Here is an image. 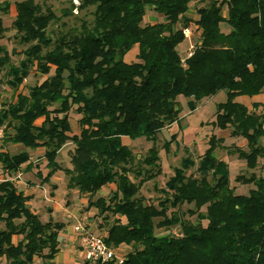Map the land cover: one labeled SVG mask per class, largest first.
Listing matches in <instances>:
<instances>
[{
    "label": "trees",
    "instance_id": "trees-1",
    "mask_svg": "<svg viewBox=\"0 0 264 264\" xmlns=\"http://www.w3.org/2000/svg\"><path fill=\"white\" fill-rule=\"evenodd\" d=\"M199 3L83 0V8H94L92 23H81L78 34L52 41L46 30L56 20L53 12L23 0L15 4L12 29L21 44L29 45L25 59L15 67L0 47V73L13 91L30 69L49 75L53 68L50 78L18 94L0 112L3 144L43 149L50 178L60 171L58 152L70 143L71 169L63 171L67 189L87 197L95 230L122 256V264H264V178L254 173L264 158V113H257V103L249 110L234 101L239 96L264 97V0ZM7 11L8 5L0 4V13ZM149 11L161 20L146 21ZM190 25L198 37L191 56L182 57L179 46ZM4 32L0 20V40ZM220 92L226 98L216 105L211 127L223 133L230 129V137L243 139L247 151L210 136L197 163L187 158L182 167L188 171L196 165L200 178L175 170L162 192L165 197L156 205L145 204L138 195L157 174L150 171L157 166L156 147L141 161L149 168L142 174L132 169L134 155L122 138L145 137L155 143L163 129L178 121L179 98L188 100V110L194 111ZM73 108L79 130L70 135ZM169 146L164 145L166 150ZM216 149L244 161L249 177L237 175L235 181L253 185L248 194H237L229 186L228 165L215 156ZM28 161L26 151L0 153L4 174ZM208 174L215 184L207 180ZM111 186V197L98 194ZM31 198L13 183L0 182V264H54L60 252L63 223L41 221L29 207ZM183 206L193 207L187 213L196 222L183 219ZM176 226L178 235L157 233Z\"/></svg>",
    "mask_w": 264,
    "mask_h": 264
},
{
    "label": "rangeland",
    "instance_id": "rangeland-1",
    "mask_svg": "<svg viewBox=\"0 0 264 264\" xmlns=\"http://www.w3.org/2000/svg\"><path fill=\"white\" fill-rule=\"evenodd\" d=\"M23 0H0V4L3 5L6 3L8 5V11L6 14L0 13V20L2 22L3 28L6 32L3 33V38L0 40V47H3L6 52L10 55V64L17 67L20 61L25 59L23 52L28 48L29 45H24L20 43L19 36L16 35L15 31L12 29V23L16 16L15 4L19 3ZM83 0H34L35 4H37L40 9L44 12L49 9L53 12L56 20H54L46 30V35L49 39L54 41L59 36L68 34L74 35L78 34L80 30L81 23H92L93 16L92 13L94 8L91 7H82ZM201 0H197V4ZM209 0H202L199 4H203L206 6ZM192 8V6H191ZM193 10V9H192ZM191 14L194 15L193 11ZM146 21L154 22L155 20H161V16L155 14L154 12L149 11L147 16H145ZM155 19V20H154ZM189 35L188 39L185 38L184 41L179 46V52L182 57H185L190 45H194L195 41H197L198 32L195 26H189ZM127 58L129 60H133V55L128 54ZM4 71V70H3ZM53 74V68L50 71L49 75H43L40 72H37L35 69H30L28 76L26 79L20 84L21 86L13 91L6 84L5 81L7 78L4 77V72L0 73V112L5 109V106L14 102L18 94H27L33 87L39 86L46 79L50 78ZM236 103H240L245 105L247 108H253V103L262 104L259 105L257 109V113H264V97L262 95L257 96H239L234 100ZM188 100L183 98H179V122L178 128L174 125V129L170 130V127H166L159 133L157 140L155 143L149 141L145 137H136V138H125L123 140V144H125L128 148H130L134 155V164L132 169H140L142 174L145 173L149 168L146 165H142L141 161L147 156V152L152 146L156 147L158 162L156 168L150 170L153 173H157L155 178L146 182L140 189L139 195L143 198L145 204L150 205L156 203L163 199L165 196L163 195V190L165 189L166 183L173 178L174 171L178 169H182L184 166V159H189L197 163L198 158L203 154V152L207 149V144L205 141L209 139L210 136H215L217 139H221L224 146L235 145L236 147H240L242 150L247 151V147L244 145L243 139H234L230 137V129L226 132H221L217 128L211 129V122L214 120L213 116L215 113V108L213 103L210 100H205V105L200 106L194 111L188 110L186 107V103ZM57 104L53 105L50 110L57 108ZM263 107V108H262ZM75 108L70 112V128L71 134H77L78 125L77 119L78 115L75 113ZM42 119L36 122V125H40ZM3 128V127H2ZM175 132V135H174ZM4 139V138H3ZM3 139L0 141V153L7 152L8 154H18L23 151H32L25 149L21 145H4ZM169 142L170 146L166 150L164 147L165 143ZM261 145L264 146V139H261ZM70 144V143H69ZM66 144L57 154L56 161L60 168V173L54 172L53 175H56V181H52V176L47 178L48 173L50 172V168L46 167L47 162L42 160L38 161L39 155L36 154L33 156L32 160L27 162V164L23 165L18 171L4 174L2 168L0 166V182L9 181L14 184L12 179L18 173H25V177L23 178L29 180V182L33 185L38 186V190L34 189L32 186L31 191L42 193L41 196L38 195L35 202H29V207L33 208L36 212H39V218L41 221H53V222H61L63 223V227L61 232L59 233L60 245L62 248V253L70 254V250H74V247L78 244L79 240L76 237V234L73 232L74 226L77 224L78 220H68L67 216L64 213V209L68 207L70 201L71 204L77 203L79 200L77 194H69L70 191L67 189L68 176L63 172L64 169H71L69 157L72 151V146ZM215 156L218 159L224 160L228 165V182L229 186L234 187V191L237 194H248L250 190L254 188L253 185H241L235 181L237 175H242L244 177H249L250 171L247 170L244 161L238 160L236 155H229L226 150L216 149L214 152ZM30 162V163H29ZM139 166V167H138ZM196 165L193 168H189L188 171L183 170L186 175L193 176L195 178H200L199 174L195 173ZM158 171V172H157ZM150 172V173H152ZM56 173V174H55ZM152 173V174H153ZM254 173L264 178V158L258 160L257 168L254 170ZM40 174V177L38 176ZM132 179H134L135 183H138V178H134L131 175ZM46 178V181L43 182V179ZM207 180L212 184L215 182L212 179V176L208 174L206 176ZM21 181V180H19ZM16 182V181H15ZM40 190V191H39ZM113 187L103 188L98 194H103V197H111ZM97 194V195H98ZM46 195L42 200V196ZM37 196V194H36ZM101 196V195H100ZM33 198V197H32ZM31 198V199H32ZM57 206V207H56ZM59 206V207H58ZM48 207H51L47 209ZM30 208V209H31ZM76 208V207H73ZM193 209L192 206H183L180 208V213H183V219L189 220L190 222H196V218L190 216L187 211ZM85 208L80 210V214ZM202 213L205 212V208L201 209ZM87 219H81L82 223L86 224ZM93 221V219H91ZM94 221H97L94 218ZM76 222V223H75ZM157 222V221H155ZM97 225V224H96ZM97 230V229H96ZM94 231L95 234L97 231ZM180 232V228L178 226L170 229H160L157 233L161 235H178ZM123 253V250H122ZM42 260H36L35 264H41Z\"/></svg>",
    "mask_w": 264,
    "mask_h": 264
},
{
    "label": "crops",
    "instance_id": "crops-1",
    "mask_svg": "<svg viewBox=\"0 0 264 264\" xmlns=\"http://www.w3.org/2000/svg\"><path fill=\"white\" fill-rule=\"evenodd\" d=\"M225 98L226 97H225L224 92H220L217 95L206 99V101L210 100V102L213 103V106L215 108L216 105H218L220 103H223L225 101ZM203 105H205V101L202 104H200L197 108H199L200 106H203ZM259 105L262 106L261 103H259ZM263 105H264V101H263ZM186 107H187V103H186ZM248 109L252 110V108H248ZM179 117H180V114H179ZM178 122H179V120L177 122H174L173 124L167 126V127H170L169 129L172 130V129H174L173 126L176 125L177 128H178ZM211 129H212V127H211ZM174 135H175V132H174ZM125 138H122V142H123V140H125ZM35 153L36 154H41V155H39L40 157L38 158L37 162L45 160V158H44V150L41 149V148H39L37 150H33V151H28L30 160H32V158L35 155ZM25 173L26 172L23 171L22 177H25ZM56 173H60V172H56ZM51 179H52V181L58 180L56 175H53ZM14 185H15V188L17 189L18 192H21V193H23L25 195H31L33 197L31 199V202H35L36 198H38V195L41 196L42 193H43V191H42V193H40V192L39 193H37V192L35 193V192L31 191L32 190L31 189L32 186H34L33 188L37 189V190H38V186L31 184L29 182V180H27L26 178L25 179L23 178V180L21 179V181L14 182ZM68 193L70 195L71 194H77L78 198H79V200L77 201L76 204L75 203L71 204L70 201H67V202H69L68 204H66V205H68V207L66 209H64L63 211H64L65 215L67 216L68 220L74 219L75 221L76 220L81 221V219L85 218V220L87 219V222L89 223L88 225H89L90 229L94 232L95 231V221H94L95 213H94V211L92 209L86 210L87 197L80 195L76 190H70ZM36 194H37V196H36ZM42 197H43L42 200H45L44 198L46 197V195H44ZM73 207H76V208H73ZM49 208H51V207H48L47 209H49ZM82 208H85V210L82 212L83 214H80V210ZM31 210L35 214H37L39 216V212L38 211L36 212L33 208H31ZM91 219H93V221H91ZM61 250H62V248H61V245H60V252L57 254L56 258L52 261L54 264H80L81 261H83V256H82V253L80 251V248H79L78 244L74 247V250H72V249L70 250V252H71L70 254L67 253V254L63 255Z\"/></svg>",
    "mask_w": 264,
    "mask_h": 264
},
{
    "label": "built area",
    "instance_id": "built-area-1",
    "mask_svg": "<svg viewBox=\"0 0 264 264\" xmlns=\"http://www.w3.org/2000/svg\"><path fill=\"white\" fill-rule=\"evenodd\" d=\"M189 29L183 31L184 37L188 39ZM192 54V45H190L187 57ZM183 61V60H182ZM4 138V129L0 127V141ZM21 173L14 176L12 181H19L22 178ZM89 223L86 221L82 223L78 221L73 228V232L79 240V248L83 256V260L89 264H106L110 261H114L116 264H122V256L115 254V252L106 245L101 234H95L89 227Z\"/></svg>",
    "mask_w": 264,
    "mask_h": 264
}]
</instances>
